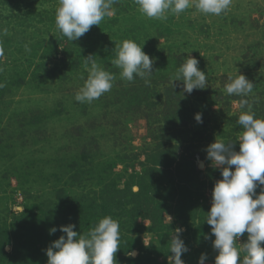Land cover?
<instances>
[{
	"label": "rangeland",
	"instance_id": "obj_1",
	"mask_svg": "<svg viewBox=\"0 0 264 264\" xmlns=\"http://www.w3.org/2000/svg\"><path fill=\"white\" fill-rule=\"evenodd\" d=\"M58 6L0 0V29H8L0 36V231L29 236L10 240L0 264H47L42 244L66 235L61 226L84 234L106 216L119 222L118 264H170L177 228L188 248L184 264H199L201 254L215 264L205 221L222 176L206 149L218 140L239 151L236 121L247 109L226 93L230 78L254 83L243 99L264 119V0H232L220 16L193 7L163 22L142 16L134 0H119L112 17L73 42L56 28ZM124 40L154 58L148 84L120 78L112 61ZM89 55L115 80L99 99L79 103ZM187 56L207 76L206 88L191 94L182 81L172 84ZM43 226L58 230L41 237Z\"/></svg>",
	"mask_w": 264,
	"mask_h": 264
},
{
	"label": "clouds",
	"instance_id": "obj_2",
	"mask_svg": "<svg viewBox=\"0 0 264 264\" xmlns=\"http://www.w3.org/2000/svg\"><path fill=\"white\" fill-rule=\"evenodd\" d=\"M118 2L58 0L56 28L69 41H76L92 26H99L106 17H112L114 5ZM231 3L232 0H134L142 16L162 22L168 19L169 14L178 16L193 7L201 14L220 16ZM7 34V28L0 29V36ZM2 54L3 49H0ZM93 57L84 58L88 75L74 97L79 103L90 104L113 87L115 75L101 68ZM112 63L120 69V78L128 82L138 77L148 84L153 75L154 58H150L133 40H124L116 46V57ZM174 81H182L188 94L207 86V76L199 69V61L191 56L185 57V62L172 77V84ZM4 86L0 83V88ZM253 89L254 83L242 74L230 78L225 85L226 93L241 97L239 107L247 109L236 121L243 128L238 137L239 151L235 150L237 143L218 140L206 149L207 159L221 171L222 176L214 185L211 208L205 221L211 226L210 236L215 237L212 242L218 253L215 264H264V119L255 118L248 100L243 99ZM195 120L202 123L201 114H196ZM257 188H260L259 193ZM74 227L70 224L59 228L66 235L46 249L47 264H117L115 254L120 249L121 239L117 220L106 216L84 234H78ZM57 230L53 227L49 234ZM181 232L182 229L177 228L172 236L170 264H184L181 256L188 248L180 238ZM245 233L248 234L247 242L237 247L238 239ZM128 255L134 257L136 253L131 251ZM206 259V254H201L199 264H205Z\"/></svg>",
	"mask_w": 264,
	"mask_h": 264
},
{
	"label": "trees",
	"instance_id": "obj_3",
	"mask_svg": "<svg viewBox=\"0 0 264 264\" xmlns=\"http://www.w3.org/2000/svg\"><path fill=\"white\" fill-rule=\"evenodd\" d=\"M236 99V97H235ZM32 227V226H31ZM35 228V226H33ZM32 229V228H31ZM47 228L45 226L41 227L39 229V231L41 232V237H50V234L49 232L46 230ZM34 231V229H33ZM1 234H3L2 236H6V242H4V244L2 243L3 240H0V254L2 255H5V252H4V248L6 245H8L7 243L10 241V240H25V239H29V236H25V235H21L22 233H19V228H14V227H6V228H3L1 231H0ZM16 234H18L16 236ZM2 236L0 235V239L2 238ZM50 239V238H49ZM49 239H47L46 241H48ZM44 247L48 248L50 245H51V242H45L42 244ZM35 246H37V244H34L33 245V248L35 249ZM39 251V250H36V252ZM1 257V256H0ZM119 259V257H116V261ZM126 259H122V261H124ZM117 264H118V261H117ZM122 264V263H121Z\"/></svg>",
	"mask_w": 264,
	"mask_h": 264
}]
</instances>
